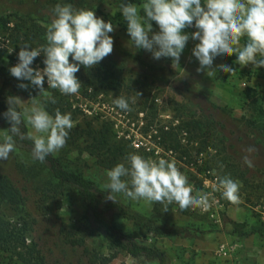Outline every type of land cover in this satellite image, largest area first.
<instances>
[{
	"label": "rangeland",
	"instance_id": "obj_1",
	"mask_svg": "<svg viewBox=\"0 0 264 264\" xmlns=\"http://www.w3.org/2000/svg\"><path fill=\"white\" fill-rule=\"evenodd\" d=\"M120 2L0 0V44L4 46L0 48V87L22 101L30 99L26 103L40 101L50 113L56 109L71 113L74 127L66 145L53 155L64 167L81 173L101 188L107 189V170L111 167L102 160L108 152H98L94 146L90 133L93 128L103 129L111 141H122L128 154L147 152L134 143L150 140L154 144L149 145L158 148L148 159L166 158L175 162L187 176L194 196L208 194L211 207L208 211L199 207L181 209L172 204L167 212L158 204L113 194L141 214L138 223L115 216L116 226L140 243L164 250L170 264H264V220L257 211L264 204V143L260 141L264 137V67L259 70L241 67L232 55L215 61V67L229 64L235 72H216L210 78L196 71L199 65L191 50L197 41L192 40L181 54L179 64L167 58L154 60L143 49L130 47L126 24L119 12ZM131 2L142 8L144 0ZM58 3L93 10L109 21L114 26L110 35L120 47L114 43L111 56L94 68H80L76 73L81 82L78 94L66 96L58 90L46 89L48 95H43L38 90H21L8 68L18 62L20 46L29 44L36 48L46 43L51 9ZM153 30L158 31L155 22ZM184 31L191 33L195 29ZM125 51L150 67L137 70L129 63L131 59ZM42 61L43 56H38L32 66L42 68ZM97 68H102L103 73L92 78ZM90 80L95 82L90 85ZM44 86L47 88L46 81ZM121 96L129 99L130 111L114 105V99ZM24 122L27 132L30 131ZM163 126L171 129L173 138L180 139V149L168 145L169 139L164 142ZM7 128V122L0 119V139L8 134ZM250 148L254 151L249 152ZM245 156L251 159V167L244 162ZM118 161L124 162V157ZM202 167L209 170L201 171ZM0 172L11 176L28 196L27 242L41 246L50 264H101L98 257L113 252L116 256L108 264H157L156 260L113 250L91 223L82 194L59 184L47 165L34 160L31 152L18 143L9 158L0 162ZM224 175L239 184L236 203L224 199L217 190L218 177ZM39 202L53 204V211L43 214L37 208ZM2 213L12 221L18 218L8 207ZM171 223L184 227L183 234L169 236L159 232ZM0 257L8 260L1 250Z\"/></svg>",
	"mask_w": 264,
	"mask_h": 264
},
{
	"label": "clouds",
	"instance_id": "obj_2",
	"mask_svg": "<svg viewBox=\"0 0 264 264\" xmlns=\"http://www.w3.org/2000/svg\"><path fill=\"white\" fill-rule=\"evenodd\" d=\"M51 12L46 43L36 48L29 44L20 46L18 62L8 71L19 81L17 87L21 90H38V94L48 95L46 89H55L62 95H75L81 88L76 76L80 68L92 69L112 53L114 38L110 33L114 26L93 10L77 9L70 3H58ZM119 12L126 24L130 47L143 49L154 60L167 58L179 64L192 40L197 41L191 50L199 65L196 71L210 78L216 72H235L229 64L215 67V61L232 55L241 67H264V0H144L142 8L131 0H121ZM153 22L158 31L153 30ZM187 28L195 31H184ZM12 51L13 48L8 52ZM41 55L44 66L33 67L34 60ZM28 101L9 96L7 110L0 113L10 125L8 134L0 139V162L9 158L17 140L30 141L31 155L40 162L67 143L74 127L71 113L59 109L50 113L40 101ZM113 103L119 110H131L126 97H117ZM23 121L31 129L26 133L21 129ZM244 162L252 166L248 156ZM107 180V199L113 202V194L122 193L133 200L158 204L165 212L172 204L181 209L206 210L209 206L208 194L194 196L187 176L166 158L148 159L129 153L124 162L107 170ZM217 190L224 199L238 202L239 184L230 176L218 177Z\"/></svg>",
	"mask_w": 264,
	"mask_h": 264
},
{
	"label": "trees",
	"instance_id": "obj_3",
	"mask_svg": "<svg viewBox=\"0 0 264 264\" xmlns=\"http://www.w3.org/2000/svg\"><path fill=\"white\" fill-rule=\"evenodd\" d=\"M113 38L116 47H120L118 40L114 36ZM125 53L129 59H131L129 63L137 70L141 71L150 67L132 53L128 51H125ZM219 60L220 59L217 61ZM95 70L96 73L92 74V78H99V72L103 73L102 68H97ZM94 82L95 80H90L88 84L92 85ZM9 96H13L12 92L0 87V113L7 110V98ZM0 119L5 121L2 117H0ZM7 126L10 127L8 123ZM166 128L164 126L161 127L164 142H168L169 139L170 143H168V145L173 146L175 150L180 149V139L178 140L177 137L173 138L171 129L169 127ZM21 129L23 132H27L24 121L21 124ZM90 133L94 140L96 150H98V152H108L107 157L102 155V160L108 167L112 168L119 163V158H125V156L128 155V152L125 151L123 142L111 141V137H109L103 129L93 128ZM260 141L264 143V137H262ZM16 143L31 152L32 145L30 141L17 140ZM153 151L154 149L138 154L148 158L149 154L151 152L153 153ZM41 163L47 165L52 177L59 184L75 188L82 194L91 223L95 229L105 237L107 243L113 250L125 251L133 257H146L150 260H156L157 264H170L169 256L164 250L144 245L134 236L123 232L116 226L114 222L115 216L134 220L136 223L140 222L141 214L135 211L131 206L124 204L117 198H115V202L108 200L106 193L108 189L101 188L96 182L81 173L64 167L53 154H50L45 161ZM202 170L209 169L208 167H202L201 171ZM28 204V196L18 183L8 174L0 172V250L8 258V260H5L0 257V264H50L47 254L41 246L33 241L27 242L26 234L28 224H30L28 221ZM4 207L14 210L15 213L18 214V218L12 221L5 217L2 213ZM37 208L42 210L43 214H49L53 211L54 206L53 204L39 202ZM183 230L184 227L171 223L165 224L159 232L172 236L175 234H183ZM115 256L116 254L114 252L109 256L98 257V255H95V257L101 260V264H108ZM93 262L95 263V261Z\"/></svg>",
	"mask_w": 264,
	"mask_h": 264
},
{
	"label": "built area",
	"instance_id": "obj_4",
	"mask_svg": "<svg viewBox=\"0 0 264 264\" xmlns=\"http://www.w3.org/2000/svg\"><path fill=\"white\" fill-rule=\"evenodd\" d=\"M149 138H152V136L150 135V137ZM148 142H150V143H148ZM147 143H144V142H141V143H134L135 145H136V147H138V148H144V149H146L147 151H150V150H152V149H157L154 145V147H152V146H150L149 144H154V143H152L150 140L148 141ZM157 146V145H156ZM158 151V150H157ZM216 205V204H215ZM210 205L207 207V209L205 210L204 209V211H208V210H210ZM257 211L260 213V215H261V218L264 220V204L263 205H259L258 207H257ZM211 215H215V213L212 211L211 212ZM224 248V247H223Z\"/></svg>",
	"mask_w": 264,
	"mask_h": 264
}]
</instances>
